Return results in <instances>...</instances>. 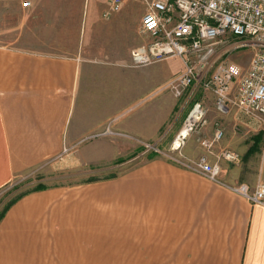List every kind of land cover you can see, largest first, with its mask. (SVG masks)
<instances>
[{
	"label": "crops",
	"instance_id": "crops-1",
	"mask_svg": "<svg viewBox=\"0 0 264 264\" xmlns=\"http://www.w3.org/2000/svg\"><path fill=\"white\" fill-rule=\"evenodd\" d=\"M21 1L0 0V10L20 13L16 25L30 28L14 42L32 44L0 45V190L58 158L65 170L105 173L19 194L0 213V264H264L263 205L145 151V143L168 151L194 103L214 99L200 81L181 96L167 88L182 59L134 65L131 50L148 40L127 35L121 13L93 27L81 47L78 0ZM55 42L63 49L50 50ZM236 111L208 118L183 158L247 154L252 145L240 149L228 123L258 121ZM217 121L224 135L209 152L200 140L213 137ZM221 164L231 184L254 189L256 175L264 177V164L254 176L251 163Z\"/></svg>",
	"mask_w": 264,
	"mask_h": 264
},
{
	"label": "built area",
	"instance_id": "built-area-1",
	"mask_svg": "<svg viewBox=\"0 0 264 264\" xmlns=\"http://www.w3.org/2000/svg\"><path fill=\"white\" fill-rule=\"evenodd\" d=\"M125 1L108 0L103 17L111 18ZM139 1L146 4L140 32L149 40L131 50L134 65L181 58L183 71L167 84L176 96H181L195 81H200L203 88L213 94L220 114L235 108L264 123V0ZM22 4L28 7L31 1L25 0ZM248 38L250 40H239ZM247 46L253 47L254 52L248 67L243 68L229 56ZM208 111L203 102H195L168 151H161L152 143H145V151L161 153L251 203L264 206V180L251 189L247 183L231 184L221 178V161L236 162L240 159L239 152L225 149L215 160H211L208 153L193 160L183 158L182 149L188 137L208 124ZM104 132L114 131L107 128ZM223 135L224 129L217 121L213 137L200 141L212 152L215 142Z\"/></svg>",
	"mask_w": 264,
	"mask_h": 264
},
{
	"label": "rangeland",
	"instance_id": "rangeland-1",
	"mask_svg": "<svg viewBox=\"0 0 264 264\" xmlns=\"http://www.w3.org/2000/svg\"><path fill=\"white\" fill-rule=\"evenodd\" d=\"M23 1L25 0H22L21 3ZM76 5L77 7L73 9V13H72V17L73 19H75L80 29V34L78 33L76 37L78 38V40H80L81 47L82 45H84V48H86L88 46V40L93 31L92 28L93 27L103 28V26L110 23L111 21V19H106L102 15L104 9L108 7V0H78L74 3V6ZM145 12H146V4L144 1L127 0L124 2L122 6V12L119 11L117 13H114L111 18L115 16L118 17V15H120L121 13V17L124 20V24H125L124 29L127 35L129 34L135 37L137 40L147 41L149 40V37L139 34L136 28L137 24L140 22L141 16ZM20 17H21L20 13L16 12L15 10H8V11L0 10V45H6V44H11L13 46L32 45L31 42L29 43L14 42V38L16 37V35L23 32L24 28H25L24 31H26L28 28V27H22L16 25V22L19 21ZM49 27L54 28L53 31L56 30V27H52V26ZM34 28L38 32L42 27L36 26ZM239 40L240 41L250 40V38L239 39ZM63 44L64 42L52 43L50 45V50L52 51L62 50ZM56 45L58 47H56ZM253 52H254L253 47H248V46L242 47L239 48L238 51L232 53L229 56V59L238 62L243 68H247L251 60V57L253 55ZM206 107L209 110L208 118L216 119L217 117L223 115L217 111L214 99H212L211 102H209L206 105ZM230 113L231 115H235L237 111L234 109ZM222 121H224V119H222ZM257 121H258V125L255 124L250 125L241 122L238 123L235 122V119H232V121L228 123L231 131L236 132L240 136V138L236 140L238 142L240 149L243 150L246 149L245 151H247V148L256 142L255 143L256 146L254 147L255 150L253 152L252 151L248 152L247 154L246 153L240 154V159L238 160L240 162L243 161L245 165L251 163L253 170H250V174H252L253 176L255 174L254 173L255 170H257L260 166L264 164V123L259 118H257ZM259 132L262 133L261 134L262 136L260 135L261 138L253 137L255 133H259ZM243 157L244 159L242 160ZM103 173L105 172L96 170L94 168L91 170L86 169L84 171L65 170V168L63 167V160L61 158H58L52 163L46 164L41 168L29 171L27 173H23L21 176L15 178L14 181L9 186L0 190V213L1 212L3 213V211H5V209L7 208V206L14 199H16L19 194L36 188L38 184H43V185L60 184L74 180L75 178L78 177L100 176ZM255 178L259 180H264V177L260 178L258 175H256Z\"/></svg>",
	"mask_w": 264,
	"mask_h": 264
},
{
	"label": "trees",
	"instance_id": "trees-1",
	"mask_svg": "<svg viewBox=\"0 0 264 264\" xmlns=\"http://www.w3.org/2000/svg\"><path fill=\"white\" fill-rule=\"evenodd\" d=\"M259 136H260V133H259L258 135H255L254 137L257 138V137H259ZM255 143H256V142H255ZM255 143L251 146V148L249 149L248 152H251V151L253 152V151L255 150V149H254V147L256 146ZM42 186H43V185H39L38 188H40V187H42ZM12 202H13V201H12ZM12 202H11V203H12ZM11 203H10V204H11ZM10 204H9V205H10ZM9 205H8V206H9ZM8 206H7V207H8Z\"/></svg>",
	"mask_w": 264,
	"mask_h": 264
}]
</instances>
